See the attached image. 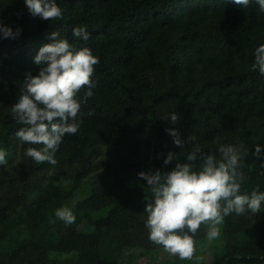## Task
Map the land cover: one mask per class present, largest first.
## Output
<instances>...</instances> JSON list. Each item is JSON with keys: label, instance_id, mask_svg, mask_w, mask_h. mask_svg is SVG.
Returning <instances> with one entry per match:
<instances>
[{"label": "trees", "instance_id": "1", "mask_svg": "<svg viewBox=\"0 0 264 264\" xmlns=\"http://www.w3.org/2000/svg\"><path fill=\"white\" fill-rule=\"evenodd\" d=\"M57 3L63 18L45 21L24 0H0V20L20 29L15 39L0 38V149L8 161L0 165V264H120L132 246L117 211L136 213L139 230L148 231L152 193L138 173L171 171L193 147L219 158L220 146H243L249 154L240 194L264 191V77L252 69L264 44V12L256 0L247 7L230 0ZM76 26H86L87 41L73 37ZM54 31L99 58L97 87L55 165L30 160L31 146L22 142L15 162L22 125L9 109L26 74H38L34 57ZM173 112L181 117L183 149L165 131L171 125L163 116ZM256 144L261 159L251 154ZM169 151L177 161L165 166ZM60 207L72 209L75 223L55 217ZM222 239L224 254L209 264H264V204L255 215L225 217Z\"/></svg>", "mask_w": 264, "mask_h": 264}, {"label": "clouds", "instance_id": "2", "mask_svg": "<svg viewBox=\"0 0 264 264\" xmlns=\"http://www.w3.org/2000/svg\"><path fill=\"white\" fill-rule=\"evenodd\" d=\"M230 2L247 7L250 0ZM24 3L33 17L45 21L63 18L57 0H24ZM256 3L259 11L264 12V0H256ZM19 34V28L13 31L0 20V38L15 39ZM72 35L84 41L90 37L86 26L74 27ZM50 41L34 57V63L40 66L38 74H26L18 102L9 111L22 125L15 133L16 138L32 145L25 155L37 164L55 165V153L63 138L77 134L83 123L81 107L94 95L98 83L94 79L95 66L100 61L90 48L74 47L57 31L51 33ZM252 69L264 77V44L255 49ZM163 119L171 125L165 131L172 137L174 145L183 149L185 142L176 127L180 115L173 112L165 114ZM195 140L194 135L188 137L192 144ZM218 153L219 158L216 153H204L199 147H193L186 154V162H180L177 154L169 151L163 165L177 161L171 171L156 169L138 173L152 193V199L147 201L144 209L148 239L181 260H192L195 256L194 237L202 225L207 226L206 236L211 242L220 237V226L225 217L249 212L255 215L264 204V191L253 190L250 196L240 194L245 180L242 160L249 154L248 150L229 144L220 146ZM251 154L261 159V145L256 144ZM6 157V150L0 149V165L8 163ZM261 168L264 169V163ZM54 215L66 225L76 220L69 207L57 208Z\"/></svg>", "mask_w": 264, "mask_h": 264}, {"label": "rangeland", "instance_id": "3", "mask_svg": "<svg viewBox=\"0 0 264 264\" xmlns=\"http://www.w3.org/2000/svg\"><path fill=\"white\" fill-rule=\"evenodd\" d=\"M21 142L15 149V162L19 160ZM32 146V145H30ZM31 160V158H30ZM117 223L128 232L132 248L123 252L120 264H209L213 259L224 254V242L221 235L219 238L209 242L207 239V226L203 225L202 232L195 238L196 253L192 260H181L178 256H172L155 245L148 239V231L138 228L137 214L125 209L117 211ZM160 249V250H157ZM197 257L201 259H197Z\"/></svg>", "mask_w": 264, "mask_h": 264}, {"label": "water", "instance_id": "4", "mask_svg": "<svg viewBox=\"0 0 264 264\" xmlns=\"http://www.w3.org/2000/svg\"><path fill=\"white\" fill-rule=\"evenodd\" d=\"M238 257H234V259H237ZM226 264V263H225Z\"/></svg>", "mask_w": 264, "mask_h": 264}]
</instances>
